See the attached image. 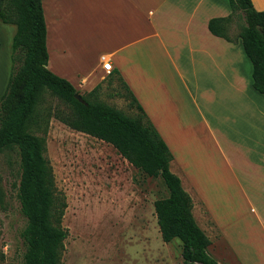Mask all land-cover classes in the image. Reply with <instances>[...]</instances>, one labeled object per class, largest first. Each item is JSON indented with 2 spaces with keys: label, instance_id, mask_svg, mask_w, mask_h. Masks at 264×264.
I'll use <instances>...</instances> for the list:
<instances>
[{
  "label": "crops",
  "instance_id": "crops-1",
  "mask_svg": "<svg viewBox=\"0 0 264 264\" xmlns=\"http://www.w3.org/2000/svg\"><path fill=\"white\" fill-rule=\"evenodd\" d=\"M251 3L264 9V0ZM41 8L47 70L83 93L116 79L171 153L169 170L190 196L197 226L235 247L226 231L237 208L234 189L243 200L238 262L264 264V95L252 87L240 39L229 42L207 29L209 18L230 12L227 0H41ZM0 23L13 27L12 37L15 26ZM7 52L0 54L2 85L11 45ZM106 59L109 71L102 68ZM151 210L157 239L152 204Z\"/></svg>",
  "mask_w": 264,
  "mask_h": 264
},
{
  "label": "trees",
  "instance_id": "trees-1",
  "mask_svg": "<svg viewBox=\"0 0 264 264\" xmlns=\"http://www.w3.org/2000/svg\"><path fill=\"white\" fill-rule=\"evenodd\" d=\"M227 2L230 12L209 18L207 29L229 42L240 39L251 63L252 87L264 95V9L256 10L251 0ZM0 21L15 26L10 73L0 96V152L14 147L18 154L16 197L25 220L20 231L22 264H61L67 235L61 225L66 204L43 156L44 138L26 130L43 90L68 105L69 113L55 116L60 122L110 144L138 172L161 178L167 194L152 201L156 224L163 242L179 240L182 264H217L206 250L210 240L192 217L190 196L169 170L171 153L131 94L128 104L139 113L132 117L100 101L90 102L82 94L77 100L74 87L47 70L41 0H0ZM232 24L237 28L234 33ZM98 88L85 95L94 96Z\"/></svg>",
  "mask_w": 264,
  "mask_h": 264
},
{
  "label": "rangeland",
  "instance_id": "rangeland-1",
  "mask_svg": "<svg viewBox=\"0 0 264 264\" xmlns=\"http://www.w3.org/2000/svg\"><path fill=\"white\" fill-rule=\"evenodd\" d=\"M10 27L0 23V54L4 53L5 57L10 46L11 36H7ZM231 30L234 33L236 25L232 24ZM9 64L11 67L10 59ZM9 73L10 68L7 79ZM6 82L0 84V96ZM78 93L90 102L100 101L127 116L139 115L128 104L116 79H104L94 96ZM69 112L63 100L43 90L26 123L27 131L44 138L43 156L51 168L54 186L66 204L61 225L67 235L62 242L60 263L182 264L177 238L163 242L158 234L153 239L151 204L167 194L161 178L138 172L110 144L73 130L55 117ZM204 146L207 149V144ZM18 179L16 148L3 149L0 152V264H22L24 244L20 231L25 220L16 197ZM232 191L237 208L229 211L227 223H234L226 231L234 237L235 247L226 244L215 230L208 229L210 244L206 250L217 264H239L236 243L240 233L235 224L238 215L243 216V200ZM199 217L206 225L204 216L199 214ZM158 254L160 261L157 262Z\"/></svg>",
  "mask_w": 264,
  "mask_h": 264
},
{
  "label": "built area",
  "instance_id": "built-area-1",
  "mask_svg": "<svg viewBox=\"0 0 264 264\" xmlns=\"http://www.w3.org/2000/svg\"><path fill=\"white\" fill-rule=\"evenodd\" d=\"M102 68L106 71H109L111 68H110V63H109V60H104L103 63H102Z\"/></svg>",
  "mask_w": 264,
  "mask_h": 264
},
{
  "label": "water",
  "instance_id": "water-1",
  "mask_svg": "<svg viewBox=\"0 0 264 264\" xmlns=\"http://www.w3.org/2000/svg\"><path fill=\"white\" fill-rule=\"evenodd\" d=\"M74 97H75L77 100H81V99H80V94H78V93L74 94Z\"/></svg>",
  "mask_w": 264,
  "mask_h": 264
}]
</instances>
